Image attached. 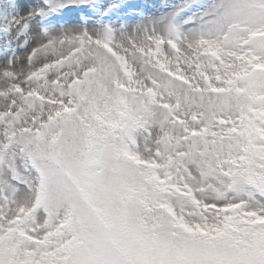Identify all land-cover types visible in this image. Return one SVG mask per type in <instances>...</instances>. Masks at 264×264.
<instances>
[{
    "label": "snow or ice",
    "instance_id": "obj_1",
    "mask_svg": "<svg viewBox=\"0 0 264 264\" xmlns=\"http://www.w3.org/2000/svg\"><path fill=\"white\" fill-rule=\"evenodd\" d=\"M0 264H264V0H0Z\"/></svg>",
    "mask_w": 264,
    "mask_h": 264
}]
</instances>
